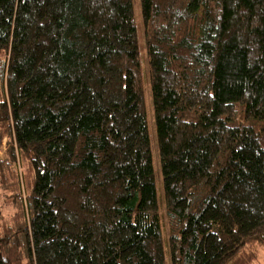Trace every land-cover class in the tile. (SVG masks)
<instances>
[{
	"label": "trees",
	"instance_id": "16d2710c",
	"mask_svg": "<svg viewBox=\"0 0 264 264\" xmlns=\"http://www.w3.org/2000/svg\"><path fill=\"white\" fill-rule=\"evenodd\" d=\"M5 139L0 264H255L264 0H0Z\"/></svg>",
	"mask_w": 264,
	"mask_h": 264
},
{
	"label": "rangeland",
	"instance_id": "374dc122",
	"mask_svg": "<svg viewBox=\"0 0 264 264\" xmlns=\"http://www.w3.org/2000/svg\"><path fill=\"white\" fill-rule=\"evenodd\" d=\"M136 11H137V17H138V13H139L138 5H137V10ZM138 25H139L140 33L142 34L143 30H142V25L140 23V18L139 17H138ZM147 78L148 77H147L146 66H145V71H144L145 82H147ZM148 106H149V119H150V125H151V132H152V137H153V157H154V161H155V170H156V174H157V178H158V191H159L160 198H162L163 197V184H162V179H161L158 148H157V145H156V127H155V124H154V121H153V117H152L150 98L148 99ZM4 143H5L4 144L5 146H3V149L0 151V162L8 161L10 159L9 155H8V151H7L8 147L6 146L7 139H5ZM18 167H19V164H18ZM18 167H17V164H15L13 166V169L15 168L17 170V172H18ZM22 172H23V168H21L19 170L20 174H22ZM161 202H162V200H161ZM7 210L10 211V209H7ZM161 211H162L163 216H165L166 212H165V208H164L163 205H162ZM163 234H164L165 241H167L168 234H169V228H168V224L166 222V219L163 220ZM258 252H259L258 253V257H257V261L255 262V264H264V247H262L260 250H258Z\"/></svg>",
	"mask_w": 264,
	"mask_h": 264
}]
</instances>
